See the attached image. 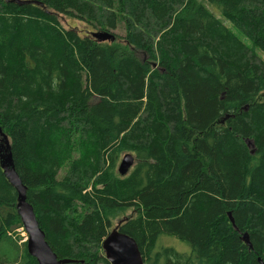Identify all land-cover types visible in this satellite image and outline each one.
Masks as SVG:
<instances>
[{
  "label": "trees",
  "instance_id": "16d2710c",
  "mask_svg": "<svg viewBox=\"0 0 264 264\" xmlns=\"http://www.w3.org/2000/svg\"><path fill=\"white\" fill-rule=\"evenodd\" d=\"M0 128L58 259L110 264L133 210L145 264L264 260V0H0ZM16 205L0 167V264H37Z\"/></svg>",
  "mask_w": 264,
  "mask_h": 264
},
{
  "label": "water",
  "instance_id": "95a60500",
  "mask_svg": "<svg viewBox=\"0 0 264 264\" xmlns=\"http://www.w3.org/2000/svg\"><path fill=\"white\" fill-rule=\"evenodd\" d=\"M29 2H19L20 5ZM35 3V2H34ZM93 37H98L101 41L114 40V36L109 33H96ZM7 135L0 130V167L10 185L17 193V213L23 227L28 235L27 251L33 257L37 264H71L77 263L72 260H59L54 253L48 241L45 232L40 228L33 206L27 201V188L23 185L18 173L16 172L13 156L10 147L6 145ZM253 146L252 142H248ZM136 160L132 154H126L119 165L118 173L125 177L135 166ZM228 218L234 229L238 232L231 212ZM121 222L118 223V226ZM118 226L110 232L109 237L103 244L105 258L110 264H144L143 254L140 251L136 241L128 235L118 231ZM242 241L250 248L253 246L250 242L248 233L241 237ZM259 264H264V260L258 259Z\"/></svg>",
  "mask_w": 264,
  "mask_h": 264
},
{
  "label": "rangeland",
  "instance_id": "374dc122",
  "mask_svg": "<svg viewBox=\"0 0 264 264\" xmlns=\"http://www.w3.org/2000/svg\"><path fill=\"white\" fill-rule=\"evenodd\" d=\"M207 6H208V8L210 9V11L212 12V13H214V15L217 17V18H219V19H221V20H223L224 21V23L230 28V29H232V31L234 32V33H237L238 34V31L227 21V20H225V19H223V17L220 15V13H219V11L216 9V7H214V6H211V5H209V4H207ZM62 24H63V26L65 27V28H69V27H81L82 25H81V23L77 20H73V18H68V17H64L63 18V20H62ZM115 34H119V35H121V36H123L124 35V31L123 30H121V29H118L116 32H114ZM239 36H241V34L239 33L238 34ZM137 56H139V57H143V55L142 54H137ZM97 101V99L95 98V99H93L92 100V103H95ZM251 150H253L252 148H251ZM126 154H123L122 156H121V158H120V160H119V164H118V167H119V165H120V162H121V160H122V158L125 156ZM134 215V212H133V210H127V211H125V212H123V213H121L116 219H114V221H113V224H112V228L110 229V231L111 230H113L115 227H117L118 226V223L121 221V220H123V219H126V218H128V217H130V216H133ZM17 233H20L21 234V241H26L27 239H28V237L26 236H24L23 235V233H25V231H22V229H18L17 230ZM19 246V245H18ZM158 246H169V247H172V248H174L176 251H178V252H180V253H182V254H187V255H190V253H191V249H190V247L186 244V243H184V242H182V241H180V240H178L177 238H175V237H170V236H163L160 240H159V244H158ZM5 248H6V250L8 251V253L10 252V255H12L11 256V258H13L14 256H16V255H19V253L20 252H22V248L21 249H19L20 250V252H19V250L17 249V248H14L12 245H8V244H6L5 245Z\"/></svg>",
  "mask_w": 264,
  "mask_h": 264
},
{
  "label": "bare ground",
  "instance_id": "6f19581e",
  "mask_svg": "<svg viewBox=\"0 0 264 264\" xmlns=\"http://www.w3.org/2000/svg\"><path fill=\"white\" fill-rule=\"evenodd\" d=\"M7 2H10V3H13V2H18V0H6ZM24 2H29V3H31L30 1H24ZM23 2V3H24ZM35 2V1H34ZM34 2H32V3H34ZM28 4V3H27ZM34 4H39V2L37 1V2H35ZM95 38H97L98 39V37H95ZM106 41H108V40H106ZM0 130H2L1 128H0ZM2 132H3V130H2ZM4 133V132H3ZM5 134V133H4ZM7 143H6V145H8L9 147H10V141H9V138H8V136H7ZM250 147H254V145L253 146H250ZM28 201V200H27ZM17 206V205H16ZM38 220V219H37ZM39 222V221H38ZM23 225V224H22ZM121 225V224H120ZM119 225V226H120ZM119 226H118V231L120 232V233H122L121 231H120V229H119ZM116 228V227H115ZM114 228V229H115ZM113 229V230H114ZM112 230V231H113ZM22 231H25V229H24V227L22 228ZM111 232V231H110ZM25 234V235H24ZM122 234H124V233H122ZM23 235L26 237H28V235H27V233H26V231H25V233H23ZM109 235H110V233L108 234V236L106 237V239L104 240V242L107 240V238L109 237ZM125 235H127V234H125ZM28 241V239L25 241V242H27ZM104 242H103V244H104ZM104 250V249H103ZM56 254V253H55ZM57 255V254H56ZM144 259V258H143ZM60 260V259H59ZM71 264H75V263H71ZM144 264H145V262H144Z\"/></svg>",
  "mask_w": 264,
  "mask_h": 264
}]
</instances>
